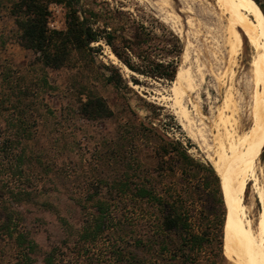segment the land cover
Instances as JSON below:
<instances>
[{
    "label": "trees",
    "instance_id": "16d2710c",
    "mask_svg": "<svg viewBox=\"0 0 264 264\" xmlns=\"http://www.w3.org/2000/svg\"><path fill=\"white\" fill-rule=\"evenodd\" d=\"M51 3L65 9L63 29L47 25ZM0 21L10 24L0 29V264L39 257L40 264H224L226 208L210 162L193 158L127 100L113 110L91 80L60 89L52 78L66 68L97 69L101 49L92 44L102 41L134 74L173 81L177 36L157 20L160 34L129 12L80 0H0ZM13 47L33 58L16 60ZM100 78L122 82L119 74ZM87 123L99 125L91 169L76 170ZM38 211L58 223L42 254L30 219Z\"/></svg>",
    "mask_w": 264,
    "mask_h": 264
},
{
    "label": "rangeland",
    "instance_id": "374dc122",
    "mask_svg": "<svg viewBox=\"0 0 264 264\" xmlns=\"http://www.w3.org/2000/svg\"><path fill=\"white\" fill-rule=\"evenodd\" d=\"M249 1L256 5L255 7L258 6V9L256 10L249 5L250 14L254 18L261 19L264 23V15L262 12V10L264 11V0H257L259 5L256 4L254 0ZM157 2L159 1L80 0V4L86 3L96 8L107 7L112 10L129 12L132 18L136 20V23L143 24L152 32L160 34L162 28L160 31L156 28L155 21L157 20L163 24L165 28L171 30L175 36H177L182 47L181 55L179 59H177V68L181 67L185 69L186 66V69H191V73H194L196 67L198 68V66L201 68V70H203V72H201L203 73L202 75L204 77L202 79L201 85L198 86L196 91L198 94L195 92L196 94H188V96L184 95L182 97V103L184 102L183 104L186 106L189 117L190 115L193 117V119L190 117L193 124L191 126H193L195 129L190 128V126L186 128L187 131L184 130L179 119L174 114L171 92L172 81H157L134 74L133 72L129 71V69L115 56L114 57L116 59H111L109 57V54L112 52L102 41L92 44V46H99L101 49L98 53H96L97 69L76 72L75 70L66 68L52 72V78L56 80L60 89H69L72 84H76L80 80H91L93 82L94 90L106 100L108 105L113 110L119 109L121 103L127 100L132 108L139 113V117L141 119L152 122L169 138L179 140L186 147L188 153L193 158L200 161L207 160L210 162V154L204 143L199 140V136L197 137V131L198 129L204 130V133H207V140H211V134L215 132L214 127L217 123L218 108L222 104L224 96L230 88L232 90V100L235 101V104L238 108L236 116L239 117L238 119L242 129L245 130L250 125L249 106L251 103L249 93L252 89L256 88V85H253L250 81L248 71L250 61L252 60L253 51L244 41L243 46L236 56L237 63L231 69L233 71L231 77L229 74L225 73L227 68V57L225 49L221 45L220 39L218 37L220 33L218 28H216V18L214 17L215 14H213L216 13V9L213 6L212 0H169V7L167 5V7L165 6L164 8L160 7L161 9L158 7L160 4H157ZM3 3H6V1H3ZM165 9L171 10L173 13H175L178 18H180V21H178V23L170 20H166L164 22L163 18L166 15ZM49 10L51 15L48 18V27L50 29L56 30L63 29L65 9L61 5L51 3L49 4ZM187 17L192 20L194 19L193 23L195 26L193 25L192 28H188L184 23ZM9 26L10 24L7 21H0V29H6ZM193 33L195 35H193ZM206 41L209 44L205 43ZM186 42L189 44L191 43L192 46L189 45L187 50L188 59L182 60V53L184 52ZM213 50L214 52L217 50V54L216 52L214 53ZM12 52L16 60L33 58L32 52L28 50H20L17 47H13ZM193 52L195 53L198 61L195 60L196 57ZM207 56L209 58H207ZM160 58L165 60L169 59L164 55ZM114 61H116V63H113ZM123 67H125L127 71ZM204 68H206L205 71ZM101 74L106 77L112 74V76L115 78H117V75L119 74L122 82H119L117 86L105 85L100 78ZM212 75L215 76L213 77ZM131 76H134L138 80L139 84H132ZM125 82L130 88L129 90H127V88L124 86ZM150 104L153 105V107H151ZM198 104L200 105L199 107H197ZM193 106L195 110L192 108ZM196 110H200V112ZM152 116H154V118H151ZM87 125V127L79 131V136L85 133V137H82L80 141L85 143L87 149L79 151L80 153L73 157L76 170L91 169L89 168V163L91 162V155H94L93 148L95 147V143L97 141L96 139L98 136L96 130L98 129L99 125L95 123H87ZM106 127L107 130H112L114 125L113 123H108ZM194 136H196L198 139ZM259 165L262 174L260 173L261 177L259 176L257 187H259L262 191L263 201H259L258 195H256V187L254 188L251 183L246 184L243 194V203L247 208V220L250 222H254L256 220L259 211H262L264 216V146L259 156ZM69 214L72 217L74 223L80 222V216L76 208L73 207ZM30 219L34 221V225L38 226V231L36 232L34 239L37 242L39 254H42L49 249L52 242L54 241L51 237V233L54 232V234L58 235L57 217L54 214L41 213L38 211L33 213ZM40 260L41 258L39 257L37 264H40ZM224 264H229V262L225 261Z\"/></svg>",
    "mask_w": 264,
    "mask_h": 264
},
{
    "label": "bare ground",
    "instance_id": "6f19581e",
    "mask_svg": "<svg viewBox=\"0 0 264 264\" xmlns=\"http://www.w3.org/2000/svg\"><path fill=\"white\" fill-rule=\"evenodd\" d=\"M158 1L157 4H160L158 6L159 8L167 7L169 4V0ZM212 2L216 9V13H213L216 18L217 27H215L218 28L220 33L217 36L225 49L227 57L225 73L232 77L233 71L231 69L236 65V56L245 41L253 51L248 70L250 77H248L252 84L256 85V88L252 89L249 93L251 103L249 106L250 125L247 129H242L238 119L239 117L236 116L238 108L235 101L232 100V90L230 88L229 91L227 90L228 92L225 94L222 104L218 108L217 123L214 127L215 132L211 134V140H207V133L205 134L202 129H198L197 137L199 136V140L206 146L210 154V164L219 176L221 182V190L226 208L222 242V254L224 258L229 264H264L263 213L259 211L256 220L250 222L247 220V208L243 203V194L247 183H251L254 188L256 187L255 190L257 192H255L257 194H255L258 195L260 202L263 201L262 191L257 187V184L261 173L259 156L264 146V25L259 19L254 18L250 14V6L246 0H212ZM167 10L163 21L170 20L178 23L180 18L172 12V9V11L168 10V13ZM193 20L187 17L184 23L188 28H192L193 25L195 26ZM193 35L195 34L193 33ZM189 45L191 43L186 42L184 52L182 53V60L188 59L187 50ZM109 57L116 59L112 53L109 54ZM209 57L207 56V58ZM195 60H197V57ZM113 63H116V61ZM199 64L201 65L200 62ZM205 70L206 68H204ZM201 71L203 72L199 66L198 68L196 67L194 73H191V69H186V66L185 69L179 67L172 81L171 92L174 114L179 119L184 130L193 125V117L191 115L190 117L192 119L189 117L186 106L183 104L184 102L182 103V97L197 91L204 77ZM213 71L216 72L215 70ZM196 93L198 94V92ZM199 106L198 104L197 107ZM196 111L200 112V110ZM190 128H193V126Z\"/></svg>",
    "mask_w": 264,
    "mask_h": 264
},
{
    "label": "water",
    "instance_id": "95a60500",
    "mask_svg": "<svg viewBox=\"0 0 264 264\" xmlns=\"http://www.w3.org/2000/svg\"><path fill=\"white\" fill-rule=\"evenodd\" d=\"M222 191V190H221ZM222 196H223V192H222ZM223 200H224V196H223ZM224 204H225V202H224Z\"/></svg>",
    "mask_w": 264,
    "mask_h": 264
}]
</instances>
